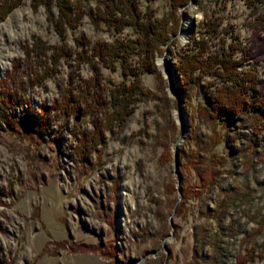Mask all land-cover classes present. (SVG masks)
<instances>
[{
	"label": "rangeland",
	"instance_id": "1",
	"mask_svg": "<svg viewBox=\"0 0 264 264\" xmlns=\"http://www.w3.org/2000/svg\"><path fill=\"white\" fill-rule=\"evenodd\" d=\"M106 1L71 0L83 15L60 33L55 0H22L0 12V95H10L13 112L26 113L23 125L32 129L0 120V264H264V115L213 125L203 101L218 80L201 78L178 97L175 68L193 39L203 36L208 53L237 40L250 51L242 61L233 52L243 62L238 73L254 75L264 89V8L188 0L172 18L169 0H129L145 29L117 30L99 17ZM166 17L169 38L144 56L137 41L153 42ZM211 22L216 32L203 34ZM127 41L136 48L124 67L97 55L96 45ZM142 58L155 73L141 72ZM127 69L140 75L147 94L124 122L103 128L110 91L133 79ZM95 127L102 144L80 150ZM216 136L213 151L223 162L208 189L202 157Z\"/></svg>",
	"mask_w": 264,
	"mask_h": 264
},
{
	"label": "trees",
	"instance_id": "2",
	"mask_svg": "<svg viewBox=\"0 0 264 264\" xmlns=\"http://www.w3.org/2000/svg\"><path fill=\"white\" fill-rule=\"evenodd\" d=\"M21 1L22 0H3L0 6L1 16H5L12 8L18 6ZM41 1H43V3L47 2V0ZM187 1L188 0H169L171 9L169 16L174 18V13L177 7L185 4ZM243 2L248 7H251L254 12L258 8H264V0H243ZM55 4L57 7V17L54 20V27L57 28L58 33L64 30L65 25L69 28H73L83 15V10H81L77 2L73 3L71 0H55ZM97 11L101 20L105 21L107 25L111 24L110 26H113V28L116 27L117 30H119V27L122 28L129 25L139 27L141 31L145 29V24L137 21L138 13H136L132 1L107 0L106 3L97 6ZM132 11L133 13H131ZM133 17H135V19ZM171 20L168 17L160 20L158 26L152 31L153 42H147L143 39L137 41V45L139 46L138 49H140L141 52L143 51L144 56L147 57L148 53L149 56L153 55L154 51L157 52L161 49L159 45L164 44L169 38L171 24L170 26L167 25L172 22ZM175 23L176 22L173 23V26ZM204 30L205 33L203 32V34H213L216 32V24L214 22L207 23ZM201 33L202 32H199V34ZM202 38L199 37L197 41H194L193 39L191 45L185 50L184 55L179 56V62L175 66L176 71L180 75V84L176 91L178 97H182L184 95V90L190 88L191 85L195 87L199 86L202 81L201 78L211 76L214 77V80H218L220 86L213 94H208L206 91L207 95H205L206 98L203 102L205 104L204 110H206L207 113H204V118L208 122L213 123V125L216 123L226 127L234 125L236 119L242 114H248L251 117H255L259 112L264 115L263 87H257L258 81L255 80L254 75H251L248 79V73H246L245 76H240L238 73V69L243 64V62L240 61L246 59L245 57L249 56L250 51L239 46V42L236 40L235 44L230 42L228 45L223 41L216 50L208 53L206 52L208 45L205 44L206 41ZM132 43L133 42L131 41L125 43L116 42L106 47L96 45L98 46L97 48L99 51L97 55H101V52H104L108 56L109 61L113 62L120 60L121 65L124 67V63L129 54L132 53L134 48H136ZM93 49H95L94 46ZM237 51L241 53L240 61L233 60L232 58L233 52ZM142 59L143 68L141 72L155 73L156 68L153 63L146 61L144 58ZM127 71L128 72L126 73L132 74L133 79L129 84L126 85L122 82L110 91L112 110L105 115V121L102 125L103 128L106 127L107 129H110L114 123L121 124V122H124L131 112V108H129L130 105H132L140 96L142 97L147 94L142 88L140 75L132 73L130 69H127ZM245 80H247L246 84ZM91 83L92 80L90 81V84ZM207 87L210 89L211 86ZM248 87L252 90L250 96H248L245 91ZM86 91L87 89H85L84 92L82 91L83 93L81 92V94L84 96ZM0 97L2 102V106L0 107V120L4 121L8 127L18 126L25 133L31 132L32 129L23 125V122L30 119V117H28L26 113L17 115L13 112L15 101L11 99L9 94L2 93ZM62 101L63 103L68 104L69 96L65 94ZM42 113L44 118H46V109L42 108ZM43 121H45V119ZM29 122L31 127L40 126L41 123L40 120H31ZM101 131L100 128L95 127L90 136H82L79 141V149L82 150L83 147L85 150L87 149V145L89 146L93 143L102 144L103 136ZM213 138L214 140L212 141L211 148H208L207 151H205L208 156L202 157L204 160V171L201 180L206 182V187H208V189H212V185H214L216 177L218 173H220L215 166L219 167L223 162V159L217 157L216 152L213 151V148L220 139L218 136ZM85 152H87V150H85ZM198 158L201 159V156H198ZM198 161L195 163L192 161L190 163L196 165L198 164ZM184 193H186V191H184ZM184 198H186L185 194L182 199ZM183 206L184 201L178 202L176 207L177 214L181 212ZM217 262L218 261L216 260L214 261V263Z\"/></svg>",
	"mask_w": 264,
	"mask_h": 264
},
{
	"label": "water",
	"instance_id": "3",
	"mask_svg": "<svg viewBox=\"0 0 264 264\" xmlns=\"http://www.w3.org/2000/svg\"><path fill=\"white\" fill-rule=\"evenodd\" d=\"M76 120H78V117L76 116V118H75Z\"/></svg>",
	"mask_w": 264,
	"mask_h": 264
},
{
	"label": "bare ground",
	"instance_id": "4",
	"mask_svg": "<svg viewBox=\"0 0 264 264\" xmlns=\"http://www.w3.org/2000/svg\"><path fill=\"white\" fill-rule=\"evenodd\" d=\"M186 21V20H185ZM254 79V78H253ZM251 86V85H250ZM248 91V90H247ZM245 96V95H244Z\"/></svg>",
	"mask_w": 264,
	"mask_h": 264
}]
</instances>
